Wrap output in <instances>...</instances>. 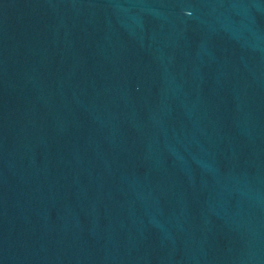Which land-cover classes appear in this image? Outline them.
<instances>
[{
	"label": "water",
	"instance_id": "obj_1",
	"mask_svg": "<svg viewBox=\"0 0 264 264\" xmlns=\"http://www.w3.org/2000/svg\"><path fill=\"white\" fill-rule=\"evenodd\" d=\"M0 264H264V0H0Z\"/></svg>",
	"mask_w": 264,
	"mask_h": 264
}]
</instances>
